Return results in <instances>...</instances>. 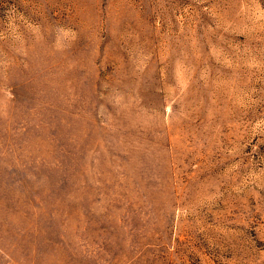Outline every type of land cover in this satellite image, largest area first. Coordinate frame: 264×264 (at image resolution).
<instances>
[{"label":"rangeland","instance_id":"374dc122","mask_svg":"<svg viewBox=\"0 0 264 264\" xmlns=\"http://www.w3.org/2000/svg\"><path fill=\"white\" fill-rule=\"evenodd\" d=\"M0 264H264V0H0Z\"/></svg>","mask_w":264,"mask_h":264}]
</instances>
